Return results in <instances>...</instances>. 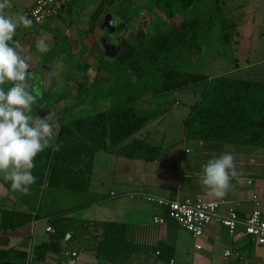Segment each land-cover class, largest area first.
<instances>
[{
	"label": "crops",
	"instance_id": "obj_1",
	"mask_svg": "<svg viewBox=\"0 0 264 264\" xmlns=\"http://www.w3.org/2000/svg\"><path fill=\"white\" fill-rule=\"evenodd\" d=\"M86 1L88 0L78 4V0H72L71 5H65L60 17L34 30L17 28L14 40L19 41L25 49L24 54L29 58V72L37 77V80L45 81L47 90L50 87L49 79L52 78L50 77L53 72L52 63L48 62L43 67L39 63L43 55L52 51L56 42L53 35L58 34L59 29L63 27L69 56H76L81 51H85L83 61L88 62L89 54L93 58L99 54L101 61L107 64L104 61L105 50L100 44L101 39L107 37L101 35L102 28H96L95 34H88L85 38L82 37V40L76 36L78 30L84 29V27L80 28L84 26V24L81 25L82 19L89 21L87 19L92 14L84 7L87 5ZM33 2L34 0H10L11 6L5 11L15 17L18 11L23 14ZM257 2L262 5L261 19L259 22L254 18L246 19L248 31L245 36L242 34L248 40V44L242 49V57L245 60L228 73L236 72L239 79L264 84V0H257ZM89 5L91 9H95L98 1L92 0ZM241 6L243 4L230 3V7L234 10ZM251 7L253 9V6ZM255 7H257L256 4ZM108 15L111 16L110 13ZM98 24L99 21L94 23L95 26ZM233 26L239 36L241 32L237 24L233 23ZM95 38H98L97 41L99 40L100 44V48H92L96 55L89 47L92 42L95 43ZM125 41L133 47L137 46L130 37ZM38 43L45 44L47 52L38 51ZM117 46L118 41L115 38L114 44L109 46L108 54L114 57L118 51ZM79 65L84 68L74 69L68 73L66 96L54 101L53 105L40 106L35 112V118H47L52 125V140L62 123L94 113L107 112L124 104L123 98L120 97L100 100L94 96L95 88L112 89V84L116 82L113 73L107 72L106 65L101 63L100 65H83L82 62ZM123 73L125 77H128L126 80H129L130 72L123 71ZM118 74L121 77V73ZM224 74L226 72L217 76L203 75L211 81ZM123 84L124 82L120 83L116 90L122 91L127 83ZM8 86L10 85H5V87ZM84 89L90 92L87 101L81 106L71 108L76 104L78 92ZM189 90L190 88H184L159 96L147 95L134 105V109L140 107L145 111L142 114L149 115V118L133 138L146 139L148 144L160 149V155L151 161H144L108 153H95L88 191L107 195L108 199L88 209L67 214L65 217L83 221L113 222L133 227V232H136L133 242L137 248L129 256L130 264H168L170 260L174 261V264H264V245H258L245 236L240 229L233 237H230L223 227L212 222L205 227L202 237L193 238L171 221L159 226L151 223V219L163 214V210L155 203L146 201L147 195L161 198L176 197L179 200L201 198L204 201L218 203L220 215H226L229 210L235 209L242 218L253 210L252 196L264 199V179L247 177L234 178L232 180L234 188L222 199L207 196L200 182L205 164L201 159L199 143L185 141L183 134V121L187 118L190 108L187 112L177 109L181 106L176 101V94L181 91L187 95ZM67 108L70 111L67 110L65 113ZM170 108L172 112L168 117ZM166 119L169 122L164 125ZM175 127L179 130L177 138L166 141V136L175 132ZM185 150L189 152L185 153ZM255 159L253 156L250 163L255 164ZM46 189L45 186L40 188L30 186L27 195L14 192L10 181L4 179V173H0V253L8 252L7 255L0 257V264H23L29 250L34 251L35 254L32 264H112L90 253L71 249L66 242L68 239L60 240L54 233L46 231L47 227H51L50 222L54 220L53 218L57 217L56 212L66 211L77 206L79 202L77 195L71 192L48 190L47 197L41 203ZM51 243L58 247L57 251L42 248ZM225 251H230V256L224 257ZM71 252H75L76 257L69 256Z\"/></svg>",
	"mask_w": 264,
	"mask_h": 264
},
{
	"label": "trees",
	"instance_id": "obj_2",
	"mask_svg": "<svg viewBox=\"0 0 264 264\" xmlns=\"http://www.w3.org/2000/svg\"><path fill=\"white\" fill-rule=\"evenodd\" d=\"M97 1L98 5L90 15L89 23L99 21L100 28L107 10L125 2V0ZM150 1L166 11L163 26H168V22L175 17L174 6L187 11L196 2V0ZM215 4L217 7L213 12L219 16L221 11L217 3ZM232 26L231 23L227 27ZM35 28L30 27L27 30ZM136 36L139 41L136 47L118 37L119 51L114 61L109 64L100 61L102 65L108 67L109 73H113L114 70L130 72L129 83L122 91L96 89L94 92L98 99L102 94L108 99L123 98V106L62 123L51 141L53 148L46 149L36 157V166L32 170L37 179L31 186L47 188L42 195L41 203L47 197L48 190L71 192L78 197L77 206L56 212L57 217L50 222L55 237L61 240L68 233L70 236L66 242L71 249L90 253L112 264H130L129 256L137 248L133 242L136 233L133 232V227L113 222L75 220L65 216L101 204L108 199L107 195L88 191L95 153H108L144 161H151L160 155V149L148 144L146 139L133 138L149 118V115L139 114L134 109V105L144 96H159L204 85L200 91L199 102L190 107V112L183 121L185 141L199 143L204 164L209 159L230 151L235 156L237 177L264 179V84L239 79L236 72L208 81L201 73L171 71L167 69V62L170 59L167 60L165 54L153 66L145 60L147 55L143 52V49L147 48L146 35L137 31ZM224 40L226 41V38ZM178 44H181L180 41ZM84 55L85 51H81L75 57L71 56L73 58L69 56L75 61L74 63L68 61V70L83 69L84 66L81 67L79 64L83 61ZM34 80L32 79L30 83L37 96V103L33 105L32 112L35 117L36 110L45 104V96L49 89H46L43 80H39L41 85L36 88ZM89 95L90 92L86 89L79 91L77 104L71 108L83 105ZM207 101L210 102L209 106L206 105ZM247 148L253 150L252 155H245ZM253 156L256 158L255 164L250 163ZM42 248L58 250L54 243ZM7 254L8 252L0 253V257Z\"/></svg>",
	"mask_w": 264,
	"mask_h": 264
},
{
	"label": "rangeland",
	"instance_id": "obj_3",
	"mask_svg": "<svg viewBox=\"0 0 264 264\" xmlns=\"http://www.w3.org/2000/svg\"><path fill=\"white\" fill-rule=\"evenodd\" d=\"M71 1L72 0H69L68 3L67 0L66 4L71 5ZM78 1L79 4L81 1L85 0ZM90 1L92 0L86 1L85 4L87 5L84 7L92 13L94 9H91L89 5ZM215 3H217L222 16L221 14H219V16L214 14L213 10L217 7ZM230 3H234V5L239 3L243 4V6L234 10L230 7ZM255 4L257 7L254 8ZM251 6H253V9ZM113 8L110 11L107 10L101 20L102 25L104 19L106 17L108 18V28L105 30L103 29V31L100 30L102 36H107L101 39L100 43L105 50L104 61L106 63L109 64L114 61L115 56H111L107 51L109 50V46L114 44V39H118L117 36L121 34L120 38H123L124 40H128V37H130L135 41V44L138 45L139 41L136 32L140 31L147 37L145 42L147 48H144L143 52L147 55L145 60L151 65L165 54L167 56H165L166 59H170L167 62L168 70L182 71L186 73H201L208 76H217L224 72L227 74L230 70L234 69L237 64L244 62L245 59L242 57V49L248 44L247 37H244L248 31L246 27V19L250 20L251 18H254L255 21L259 22L262 15V5L259 4L257 0H196L194 5L187 11L180 10L174 6L173 12L175 17L168 22V26H163L166 21V11L161 6L153 5L150 0H125L124 3L116 4ZM17 13H19V11ZM108 13H110L111 16L108 15ZM58 17H60V15ZM64 18H66L65 15ZM82 20L83 22L81 25L84 24V26H80V28L84 27V29L78 30V34L76 35L80 40H82V37L85 38L88 34H95L97 32L96 28H98V26L90 24L89 21ZM231 23L237 24V27L241 32L239 36L234 26L227 27L228 24ZM19 28L22 30L21 27ZM85 28H87V30H85ZM59 30L60 32L58 34L53 35L56 42L54 43L52 51L43 55V58L39 63L42 67L48 62L52 63L53 72L56 73L55 76L52 75L50 76L52 78L49 79L50 87L45 96L46 99L44 100L46 106L53 105L54 101L67 94V76L71 71L67 68L68 61L71 60L73 63L75 61V59H70L71 56L69 57V54L67 53L68 49L65 44L66 42L64 43L65 37L63 35L64 27ZM242 34H244V36ZM96 37H98V35ZM225 38L226 41L224 40ZM97 39L98 38H95L96 41L95 43L92 42L91 46L87 45L91 47V50L92 48H100L99 40L97 41ZM178 41H180V45H177ZM117 48L119 51L118 46ZM94 49L92 50L93 54H95ZM97 55L98 56L93 58L89 54L87 58L88 62H85L84 60L82 63L100 65V55ZM118 71L115 73L113 72V78L116 79V82L112 84L113 88L110 89L111 92L117 91L116 87L120 85V83L124 82V84H128V80H126L128 77H125L123 71ZM118 73H121L120 76L124 78L119 77ZM33 79H35L34 85L36 88L40 87L41 83L37 80V77ZM54 84H56V88L54 87ZM203 87L205 86L203 85L202 87L195 89L190 88L187 95L181 91L178 92L176 94V101L181 107H178L177 109L183 110L184 112H187V110L189 111L191 106L199 102V94ZM194 92L196 93L194 94ZM88 97L86 99H88ZM104 98V94L99 96L100 100ZM75 101L77 104L78 99H75ZM209 104L210 102L207 101L206 105L209 106ZM67 110L70 111V109L67 108L65 113ZM135 111L139 114L145 113L140 107L135 109ZM171 112L172 109L170 108V111L167 114L168 117L171 115ZM163 119L165 120V118H162V120ZM167 122L169 121L166 119L164 125H166ZM174 130L175 132L166 136V141L177 138V131L179 130L176 127ZM252 151L251 148H247L245 155H252Z\"/></svg>",
	"mask_w": 264,
	"mask_h": 264
},
{
	"label": "clouds",
	"instance_id": "obj_4",
	"mask_svg": "<svg viewBox=\"0 0 264 264\" xmlns=\"http://www.w3.org/2000/svg\"><path fill=\"white\" fill-rule=\"evenodd\" d=\"M10 6V0H0V173L14 192L27 195L37 179L32 174L36 157L53 148V128L47 118L32 115L37 103L30 83L33 74L25 49L14 40L17 28H30L32 21L26 14H7ZM37 49L48 50L43 43ZM237 176L235 156L225 151L207 161L200 182L208 197L222 199L234 188L232 180Z\"/></svg>",
	"mask_w": 264,
	"mask_h": 264
},
{
	"label": "built area",
	"instance_id": "obj_5",
	"mask_svg": "<svg viewBox=\"0 0 264 264\" xmlns=\"http://www.w3.org/2000/svg\"><path fill=\"white\" fill-rule=\"evenodd\" d=\"M66 2L67 0H34L23 14H26L32 21L31 27H40L57 18L62 13ZM188 152L185 150V153ZM146 201L155 203L163 210V214L156 215L151 219L154 226L164 225L167 221H171L193 238H199L203 236L205 227L215 222L223 227L230 237H233L240 229L245 236L258 245H264V199L257 196H252L253 210L244 218L240 217L235 209L229 210L226 215H220L218 203L204 201L201 198L179 200L176 197L161 198L147 195ZM46 231L53 233L51 227H47ZM64 239H69V235H65ZM68 255L72 258L76 257L75 252ZM228 256H230V251H225L224 257ZM33 259V251L29 250L23 264H32ZM168 264H174V261L170 260Z\"/></svg>",
	"mask_w": 264,
	"mask_h": 264
},
{
	"label": "water",
	"instance_id": "obj_6",
	"mask_svg": "<svg viewBox=\"0 0 264 264\" xmlns=\"http://www.w3.org/2000/svg\"><path fill=\"white\" fill-rule=\"evenodd\" d=\"M102 29H107L108 28V18L106 17L101 25Z\"/></svg>",
	"mask_w": 264,
	"mask_h": 264
}]
</instances>
